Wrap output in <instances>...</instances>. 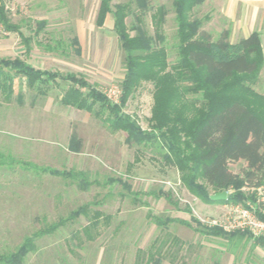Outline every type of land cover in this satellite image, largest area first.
Masks as SVG:
<instances>
[{
	"label": "rangeland",
	"instance_id": "1",
	"mask_svg": "<svg viewBox=\"0 0 264 264\" xmlns=\"http://www.w3.org/2000/svg\"><path fill=\"white\" fill-rule=\"evenodd\" d=\"M174 1L150 0L145 17L153 34L151 14L158 6L167 9L164 46L170 64L178 54ZM210 1L192 16L203 20L201 31L218 40L220 25L213 22ZM125 2L137 6L136 0L113 4ZM99 6L100 0H6L7 17L17 30H6L0 23V58H21L35 68L84 76L113 97L125 75L124 53L111 14L103 27H97ZM132 21L129 17V26ZM23 37L29 41V53ZM75 37L80 53L73 46ZM67 87L60 81L40 95L16 75L13 101L0 100V255L14 252L33 236L36 249L22 264H135L137 251L144 252L142 261L150 248L162 252L161 264H264V244L253 238L205 234L194 221L203 227L219 222L230 232L248 229L263 235L253 223V210L243 217L241 205L201 200L181 181L177 167L162 160L154 148L158 144L128 143L126 133L111 132L93 114L63 105ZM153 95L154 85L143 83L123 108L148 133ZM73 137L79 141L78 152L70 148ZM242 167L243 163L231 165L237 173ZM38 168L84 172L91 185L83 189L80 178L52 176ZM244 190L256 192L258 206H251L264 212V186ZM86 204V213L41 233ZM96 211L110 218L99 220L92 228L97 236L89 241L83 228Z\"/></svg>",
	"mask_w": 264,
	"mask_h": 264
},
{
	"label": "trees",
	"instance_id": "2",
	"mask_svg": "<svg viewBox=\"0 0 264 264\" xmlns=\"http://www.w3.org/2000/svg\"><path fill=\"white\" fill-rule=\"evenodd\" d=\"M113 1L100 0L96 24L101 27L108 15L113 16L114 31L124 53L125 75L118 104L112 103L83 76L41 70L21 58H0V100L13 101L16 75L23 77L27 86L40 95H47L53 85L64 81L68 87L62 102L93 114L111 132L126 133L128 143L144 147L158 144L154 148L162 160L177 167L181 181L201 200L232 203L248 209L251 205L258 206L256 192L247 193L244 189L264 186V95L254 89L264 63L260 33L254 31L236 43H230L226 36L212 39L210 34L201 31L203 20L192 16L205 0H175L178 54L176 62L170 64L164 46L168 14L165 6H158L151 14V34L145 23L150 0H136V8L131 2L113 4ZM129 17H133L130 26ZM0 23L6 30H17L7 17L6 0H0ZM44 26V22L40 24L41 30ZM23 39L29 53V41ZM78 45V39L74 38L73 46L80 53ZM146 82L154 85L149 133L123 112L128 100ZM190 95L196 97L190 98ZM78 147L79 141L73 137L70 148L78 152ZM238 163H243L239 173L231 169L232 164ZM37 170L52 176L80 178L83 189L91 185L84 172ZM208 187L214 194L227 191L228 199L213 200ZM88 206L72 211L68 218L60 219L41 233L55 231L82 211L86 213ZM255 214L264 222L260 209L256 208ZM101 218L108 221L110 217L96 211L83 228L87 240L96 238L92 228L98 227ZM194 221L205 234L228 239L253 238L256 243L264 244V236L256 237L248 229L227 232L222 227H203L199 220ZM182 223L188 226V222ZM35 249L34 237H26L14 252L0 255V264H22ZM142 253L137 251L135 264L162 263L159 249H148L146 260L141 261Z\"/></svg>",
	"mask_w": 264,
	"mask_h": 264
},
{
	"label": "crops",
	"instance_id": "3",
	"mask_svg": "<svg viewBox=\"0 0 264 264\" xmlns=\"http://www.w3.org/2000/svg\"><path fill=\"white\" fill-rule=\"evenodd\" d=\"M207 1L208 0H205L203 4H206ZM210 3H211L210 8L212 11L211 13L213 16L212 17L213 22L218 21L219 23L218 22L216 23L220 25V27L218 28L220 29L219 30L220 36H226V38L230 43H236L243 38H247L254 31H257L260 33L261 46H262L263 58H264V0H211ZM107 19L105 20V23ZM75 38L78 39V43H79V38L78 37ZM46 71H50V70H46ZM51 72H58V71H51ZM254 89L257 92L264 95V63L260 70L259 78L256 84L254 85ZM61 103L66 106H70V104L67 105L64 102ZM79 111H84V110H79Z\"/></svg>",
	"mask_w": 264,
	"mask_h": 264
},
{
	"label": "built area",
	"instance_id": "4",
	"mask_svg": "<svg viewBox=\"0 0 264 264\" xmlns=\"http://www.w3.org/2000/svg\"><path fill=\"white\" fill-rule=\"evenodd\" d=\"M113 93H114V96H113V97H112L111 95H107V94H106V96L110 99V101H111L112 103H114V104H118V103H119V99H120V95H121V93H122L121 87L118 88V89H117L115 92H113ZM237 206H239V205H237ZM238 209H240V208L237 207L236 210H238ZM252 210L254 211V214H255V209H253L252 206H251V209H248V208L242 206V209L240 210V212H241V214H242L243 217H247L248 214H249V211H252ZM260 210H261V209H260ZM261 212L264 214V212H263L262 210H261ZM255 216H256V214H255ZM253 223L255 224L256 227L260 228V230H263V231H264V222L261 221V220H259V219L257 218V216H256V219L253 221ZM212 226H219V227H222L224 230L227 229L225 226H223V225L220 224L219 222H213V223H212ZM244 230H245V229H244ZM226 231H228V229H227ZM228 232H230V231H228ZM252 234H253V232H252ZM253 235L256 236V237H258V236H264V234H263V235L253 234Z\"/></svg>",
	"mask_w": 264,
	"mask_h": 264
},
{
	"label": "water",
	"instance_id": "5",
	"mask_svg": "<svg viewBox=\"0 0 264 264\" xmlns=\"http://www.w3.org/2000/svg\"><path fill=\"white\" fill-rule=\"evenodd\" d=\"M213 200H227L228 199V192L224 191L221 193H216L215 195L212 196Z\"/></svg>",
	"mask_w": 264,
	"mask_h": 264
}]
</instances>
